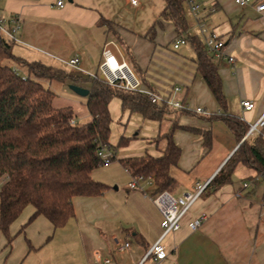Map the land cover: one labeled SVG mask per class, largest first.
Masks as SVG:
<instances>
[{
  "label": "crops",
  "instance_id": "0c3cea01",
  "mask_svg": "<svg viewBox=\"0 0 264 264\" xmlns=\"http://www.w3.org/2000/svg\"><path fill=\"white\" fill-rule=\"evenodd\" d=\"M58 1L3 0L0 3L4 17L17 15L23 21L22 43L13 46L17 57L61 69L60 64L65 65L64 61L78 56L87 72L97 73L105 43L115 42L120 49L119 56L138 74L145 89L170 98L180 88L175 99L190 106L192 112L190 115L173 113L162 122L137 116V122L146 124V131L139 130L126 137L125 127L134 115L122 111L119 140L114 143L110 140V144L116 147L122 137L133 139L126 147L115 150L116 160L106 165L110 168L118 162L116 168L103 174L100 167L92 174L108 190L100 197L75 198V215L60 229H54L40 217L18 233L33 213L28 208L11 227V235H15L11 246L0 233V264H141L162 233V216L150 197L128 188L132 177L119 160L145 154L161 156L165 142L161 145L154 139L167 133L173 120L180 126L210 130L209 149L200 135L181 129L175 131L174 140L182 153L178 165L171 170L176 182L171 194L178 198L192 192L197 185L210 182L247 138L238 141L223 121L209 123L202 119L222 111L197 72L196 55L190 44L174 49L180 37L172 23L162 21L156 27L154 40L149 41L146 35L159 19L145 34L137 36L118 23L125 20L123 7L119 8L115 0H72V3L63 0V8L57 6ZM193 1L200 6V13L193 14L189 3L186 4L188 35L203 41L198 27L199 20L203 19L225 42L226 53L234 62H215L227 112L250 128L264 115V13L257 11L264 0H249L245 7L236 4V0ZM126 4L131 6L129 0ZM140 5L132 7L138 11L143 8L141 2ZM102 19L112 23V30L100 25ZM125 49L130 52V58L125 57ZM115 101L121 106L119 99H113L110 113ZM244 101H252L254 109L245 111ZM196 108H201L204 114L196 113ZM260 132L264 136L261 129L251 137ZM133 149L140 153L122 154ZM119 172L126 175L123 187L118 183ZM144 188L147 193L151 191ZM263 212L264 178L240 164L232 180L216 190L208 189L186 214L180 231L166 239L167 258L162 262L147 260L143 264H264ZM201 218H205L201 227L192 230L190 224ZM125 244L130 247L120 251Z\"/></svg>",
  "mask_w": 264,
  "mask_h": 264
},
{
  "label": "trees",
  "instance_id": "16d2710c",
  "mask_svg": "<svg viewBox=\"0 0 264 264\" xmlns=\"http://www.w3.org/2000/svg\"><path fill=\"white\" fill-rule=\"evenodd\" d=\"M164 1L165 7L146 35L147 39L154 40L156 27L162 21L173 24L178 36L193 48L197 72L222 111V114L202 119L209 123L225 122L238 141H242L249 128L242 120L228 114L215 60L202 40L188 35L185 6L190 0ZM100 25L112 30V23L107 20L102 19ZM13 46L0 33V181L3 180L0 186V233L6 237L9 246L15 238L11 235V227L28 208H32L33 213L18 233L24 232L40 217L50 222L54 229H60L75 215V198L100 197L108 190L107 185L92 177L93 172L103 166L99 152L103 148L115 152L129 143L122 137L116 147L110 144L112 116L109 106L113 99L120 100L123 112L129 111L131 115L149 121L162 122L173 113L190 115L192 112L191 109L174 110L165 103L153 104L145 94L111 86L102 79L78 73L71 75L40 62H27L13 53ZM7 61L26 68V76ZM43 80H69L80 87L85 83L84 88L89 90L86 108L91 121L80 124L71 107L56 108V95L42 84ZM178 129L200 135L205 148H210V130L180 126L173 120L163 136L165 148L161 156L145 154L121 159L119 163L131 177H153L157 192L171 193L176 186L171 170L178 165L182 153L174 140ZM240 164L264 178L262 132L241 142L204 193L228 184Z\"/></svg>",
  "mask_w": 264,
  "mask_h": 264
},
{
  "label": "built area",
  "instance_id": "2783aa9c",
  "mask_svg": "<svg viewBox=\"0 0 264 264\" xmlns=\"http://www.w3.org/2000/svg\"><path fill=\"white\" fill-rule=\"evenodd\" d=\"M3 0H0V3ZM129 3L134 8H139L140 2L138 0H129ZM249 3V0H236V4L240 7H245ZM191 12L195 15L200 13V6L196 4L193 0L189 2ZM57 6L60 8L64 7V1L59 0ZM257 11L264 13V3L257 6ZM22 18L20 16L14 15L11 17H4L1 13L0 8V33L1 35L12 44H21L20 33L22 31ZM198 27L201 36L203 37V42L207 48L208 53L216 61L226 60L229 64H233L234 59L227 55L225 42L210 29L209 25L205 23L203 19L199 20ZM187 41L184 38L177 39L174 43V49L178 50L182 46H185ZM119 46L115 42H106L102 50V59L99 65L100 73H89L81 66V60L78 56H75L64 64L70 68L74 73L82 74L84 76H89L95 79H102L109 85L118 87L120 89L129 92H140L145 94L153 104L165 103L171 109L190 110V106L184 104L175 99V96L181 91L180 88L174 90V94L169 98L162 97L150 90L144 88L141 78L134 71V69L129 66V64L119 56L120 53ZM25 78V77H24ZM242 107L245 111H252L255 107L252 101L242 102ZM195 112L198 114H204L201 108H196ZM72 123H75L72 121ZM264 129V115L249 128L246 135L251 137L255 135L259 130ZM99 157L101 158L103 166L111 164L116 160V155L113 150L108 148H103L99 152ZM208 182L205 185H197L196 188L189 193L184 194L181 197H174L171 193L167 191L157 192V185L153 177L143 178V177H132L128 188L132 191H142L146 196L150 197L152 202L155 204L156 208L162 216L161 229L162 233L158 240L153 244V246L148 250L143 262L147 260H152L153 262H162L168 256L167 246L165 241L171 235L177 233L181 229L182 221L186 214L191 210L194 204L203 195ZM145 187L151 189L147 193ZM205 218L196 220L190 224L192 230H198ZM262 220L264 222V212L262 213ZM130 244H125L120 248L121 250L127 249ZM109 263V260H106Z\"/></svg>",
  "mask_w": 264,
  "mask_h": 264
},
{
  "label": "rangeland",
  "instance_id": "374dc122",
  "mask_svg": "<svg viewBox=\"0 0 264 264\" xmlns=\"http://www.w3.org/2000/svg\"><path fill=\"white\" fill-rule=\"evenodd\" d=\"M142 4H143V8L136 11L132 6L126 4V0H115V3H117V5L122 8V14H123V18H124V22H120L118 21V23H120L123 26H126L127 28H129L131 31L135 32V34L137 36H142L143 34L146 33V31L149 29V27H151L152 24H154V22L156 20L159 19V16L162 12V10L165 7V1L164 0H139ZM67 3V0H66ZM110 11V10H109ZM109 13V12H108ZM125 57L130 58V52H127L128 50L125 49ZM8 65L12 66V67H17L15 69L18 70V72L24 76V74H27V69L22 67V66H18L13 62L7 61L6 62ZM60 68L61 70H63L65 73L68 74H73L74 72L66 67L63 64H60ZM98 73L99 70L97 71ZM42 84L47 88L50 89L52 92L55 93L56 98L54 101V106L56 108H67V107H71L74 111V115L76 117V120L80 123V124H86L89 121H91L89 114L87 112V108H86V98L85 97H81L79 95H77L75 92H73L71 90V81H57V80H43ZM81 85L83 86V88L85 86H87L85 83H81ZM81 86V87H82ZM111 114H112V118H113V124H112V130H111V136H110V140L112 143L117 142V139L119 140V129H120V124H119V120H120V116L122 114V110H121V106H119V103L117 101H115L112 105H111ZM137 115H134L131 118V122L125 127V136L126 137H131L133 136L134 133H136L137 131L141 130L146 131V124L143 123L141 120H139V122H137ZM138 124L139 127L136 128L134 127L133 124ZM165 133H163L162 135L158 136L157 138L154 139L155 142H161V145L164 144L162 141L163 136ZM127 139V138H125ZM131 139H127L130 143ZM165 142V141H164ZM128 143V144H129ZM127 146V145H126ZM125 146V147H126ZM140 153V150H130L127 151L125 153H122L123 155H131V154H138ZM121 155V154H119ZM118 164V162H114L113 165H111V167L109 168V166H102V172L103 174L108 173L107 171H110L114 168H116V165ZM120 170V168H119ZM117 177L118 179V183L122 184L125 181L123 180V178H126V175L124 172H119L117 173ZM3 182L0 181V183ZM118 183H116V185H118ZM125 184H122L121 187H123Z\"/></svg>",
  "mask_w": 264,
  "mask_h": 264
},
{
  "label": "water",
  "instance_id": "95a60500",
  "mask_svg": "<svg viewBox=\"0 0 264 264\" xmlns=\"http://www.w3.org/2000/svg\"><path fill=\"white\" fill-rule=\"evenodd\" d=\"M68 1H69V3H72V0H68ZM70 88L73 92H75L77 95H79L81 97L87 98L89 95V90H87L86 88L76 86V85H71Z\"/></svg>",
  "mask_w": 264,
  "mask_h": 264
}]
</instances>
